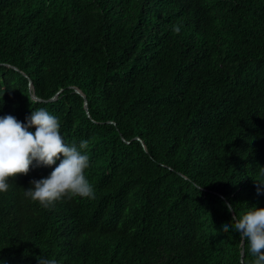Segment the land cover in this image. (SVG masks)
<instances>
[{
	"label": "trees",
	"instance_id": "trees-1",
	"mask_svg": "<svg viewBox=\"0 0 264 264\" xmlns=\"http://www.w3.org/2000/svg\"><path fill=\"white\" fill-rule=\"evenodd\" d=\"M39 108L96 198L10 179L0 264H253L222 225L264 208V0H0V117Z\"/></svg>",
	"mask_w": 264,
	"mask_h": 264
},
{
	"label": "clouds",
	"instance_id": "clouds-1",
	"mask_svg": "<svg viewBox=\"0 0 264 264\" xmlns=\"http://www.w3.org/2000/svg\"><path fill=\"white\" fill-rule=\"evenodd\" d=\"M180 26L173 31L180 33ZM21 123L14 116L0 117V193L9 190V180L22 175V181H30L33 187L25 190V196L47 207L64 198L95 199V190L85 172L89 168V156L85 150L89 142L83 140L79 147L68 145L60 134V121L45 108L32 111ZM35 128V132L30 129ZM62 157V159H61ZM60 163L47 178L33 176L30 170L37 167H51ZM264 170V169H262ZM260 194V188H257ZM229 212H235L230 223L222 225L225 232L235 230L248 251L255 257L253 264H264V208L252 207L242 216L232 205ZM39 264H58L55 258L39 259Z\"/></svg>",
	"mask_w": 264,
	"mask_h": 264
},
{
	"label": "water",
	"instance_id": "water-1",
	"mask_svg": "<svg viewBox=\"0 0 264 264\" xmlns=\"http://www.w3.org/2000/svg\"><path fill=\"white\" fill-rule=\"evenodd\" d=\"M7 66H9V65H7ZM10 67H12V66H10ZM12 68H14V67H12ZM14 69H16V68H14ZM29 91H30V97H31V99L34 100V101H38V102L53 101V100L56 99V97H57V95H58V93H59V92L56 93L52 98H50V99H48V100H42V99L38 98L36 95H34V94L32 93L31 82H29ZM75 92H76L77 94H79V95L84 99V109H85L86 113H88V106H87V102H86V100H85V96H84V95H83L78 89H76V88H75ZM231 215H232V217H233V215H235V213H234V212H231ZM243 246H244V242H241V247H242V249H241L240 257H241V262H242V263H243V258H244V249H243Z\"/></svg>",
	"mask_w": 264,
	"mask_h": 264
}]
</instances>
